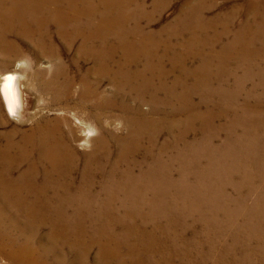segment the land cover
I'll return each mask as SVG.
<instances>
[{
	"label": "bare ground",
	"instance_id": "bare-ground-1",
	"mask_svg": "<svg viewBox=\"0 0 264 264\" xmlns=\"http://www.w3.org/2000/svg\"><path fill=\"white\" fill-rule=\"evenodd\" d=\"M135 2L0 0V58L20 55L14 36L54 60L40 88L60 111L0 133V252L11 264H264V0L235 3L232 14L261 19L234 31L221 58L232 54L235 68L217 62L216 91L193 66L218 61L204 54L205 23L192 22L199 5L183 3L154 33L141 19L129 26ZM168 2L142 15L148 27ZM54 38L72 50V72ZM20 78L0 79L17 123L29 104Z\"/></svg>",
	"mask_w": 264,
	"mask_h": 264
},
{
	"label": "rangeland",
	"instance_id": "rangeland-1",
	"mask_svg": "<svg viewBox=\"0 0 264 264\" xmlns=\"http://www.w3.org/2000/svg\"><path fill=\"white\" fill-rule=\"evenodd\" d=\"M127 1H129V2H131V1L135 2L136 1L134 5L130 3V7H129L130 11H128V13H129L128 16H129V21L131 20V23L129 24V26L131 27V26L135 25L134 23H132V20L135 19L137 21V19H138V21H139L141 19V24L140 23L139 24L142 27L144 26V28L147 29L148 31H151V32H154V33H160V31L162 29H164L165 26L167 27L168 25L173 23L176 20V18L178 17V14H179L180 10H182L184 4H186V3L193 4V7H195V5L197 6V4L200 6V7L197 6L200 11L198 10L199 13L196 14V15H198L201 18H199V19H193L192 18L193 19L192 20L191 17H190V21L192 20V22H196V20H197V22L203 21L205 23L202 31L200 33H198L201 37H204V39L208 38V40H206V41H204L203 38L200 39V41L203 40L204 44L207 45L206 47H204V54L208 53V57L207 58H209V57L210 58L211 57L212 58H216L217 57L218 61H215V62L212 61L213 63H215V65L213 67V63L211 61L208 62V65L204 64V63L201 65L202 62H200L199 60H196L197 62L195 61V64L193 66H194V68L198 67V66H199V68H201V67H203V65L205 66L204 69L205 68L206 69L203 70V72L201 74H203L205 72L203 74L204 76L208 75V74L210 75L212 80H211V83L209 85H207V86L208 87L211 86L209 88L211 91H216L218 89V86H219L218 85L219 84V80H218L219 78L217 79L215 77L216 73H215V69H214L216 67V65L218 64L217 62H220V61L224 62L226 64V65H224V68H226L229 72L230 71H234V68H235L234 65L235 64L232 61V54L230 56L231 59H229V58L228 59H222L221 58V56L223 54H225L226 52L230 53V50L231 51L233 50V46H234V44H233L234 43V34L233 33H234V31L236 32V30L238 29L237 27L241 26V24L244 22V20H246V18L250 19V22H252V23L255 22L254 24L251 23L252 27H253V29L255 31V29H257L255 24H258L259 19H261V18L253 17V16H245L244 11H243V14L241 12H235V14H232V13H234V9L233 8L235 7V9H236L237 7L241 6L242 3L245 2V0H230V1L229 0L228 1L227 0H200V2H199V0H191V1L190 0H169V2L167 3L166 7L164 8V10H162L160 12V14L154 16L155 18L153 19L152 25H150L148 27L145 24L146 19H143L142 17L143 16H147L150 13H152L153 3H154L155 0H144V1L143 0H131V1L127 0ZM235 3L238 4L239 6L236 5ZM137 6H140V8L139 7L137 8ZM213 6H214V9H213ZM134 7L137 8L136 11H135ZM141 8H144V9H141ZM201 9L204 10V11H202ZM229 12H230V14H229ZM189 13H192V12H189ZM201 15H203V16H201ZM229 15L232 16L234 20L231 19V18H228V17H230ZM223 16H225V17H223ZM220 19H221V21H220ZM252 19L255 20V21H253ZM206 21H207V23H206ZM213 23H214V25H213ZM226 24H227V26H226ZM191 26H193V25H191ZM225 28L228 29V30L230 29L231 34L229 36H226V34H225L224 37H223L224 39H222L221 41L220 40L218 41V44H220V46L217 45V42H215L216 44L214 43L215 44L214 46H212V45L209 46V44H211V43L208 44L210 38L212 40L214 38L213 36L216 37L218 35L219 36L222 35V33L225 30ZM203 31L204 32L206 31V32L204 33ZM210 33L213 34V35H211ZM194 35H196V34L192 35L191 32H186V34H184V36H185L184 39L192 38ZM207 35H209V36L207 37ZM200 36H199V38H200ZM12 38H13V40H12ZM231 39H232V41H231ZM10 40L15 42L16 46L20 49L21 53H20V55H16V54L9 55L10 57H8V58H5L6 56L3 59L0 58V79H1V77L4 74H6L8 72H12V73L20 75L21 76L20 79L24 83V91H26L27 96H28L27 99H29V104L26 105V117L22 120V122L18 121L19 123H17V121L12 119V117L7 116V114L5 113V110L3 108V105L1 103V100H0V117H1V120L3 122V124L0 125V133H7L13 127H21V129L26 130V129L30 128L31 125L33 124V119H38V118H40V116L44 120L51 119L54 116H60L59 115L60 111L57 110L56 105L51 103V98H50L51 95H49L44 90L41 91V88H40L41 83L43 84L44 80H46V78H48L51 75V73H53L55 61L50 59V58H48L46 55H44L45 59L41 57L42 59L39 60L36 56H32V54H28L27 53V51L30 49L29 46L21 44L19 41H17L14 38V36H12L10 38ZM54 41H56V44H57V46H58V48L60 50L59 57L61 59V62L63 63L64 66H66L69 69L70 72H72L73 69L69 68V65L71 64V60L73 59L72 50L68 48L70 51L66 52V51H64V49L60 45L59 40L54 38ZM194 46L192 45L191 48L194 51L195 50L198 51L199 44H198V46L197 45H194ZM256 46H257V44L253 45V47H256ZM257 47L259 48V45ZM222 50H223V52H221ZM213 51H214L215 54H213ZM209 52H210V54H209ZM6 59H8V60H6ZM219 64L218 65H219V68H220L222 66V64H221V62ZM227 66H228V68H227ZM230 75H231V73H230ZM234 77H235L234 74L231 75L230 77L228 76V78H230V80H233ZM43 78H45V79L43 80ZM170 79L171 78H169V80ZM205 85H206V83H205ZM73 89L75 90L76 88H73ZM142 108L143 109H148V106L145 105L144 107L142 106ZM27 112H29V113H27ZM115 114H116L115 112H110L107 115V121L109 120V123L111 124V126H114L115 128H117V127L120 128L118 123L115 122V119H114L115 118ZM66 115L69 117L70 113H67ZM76 116L81 118V116H78V115H76ZM72 120L74 121V122L72 121V124L73 125L75 124V126H77L76 127V133L79 132V133H77V136H80L81 138H83V134L81 133V128L76 124V120L75 119L72 118ZM78 134H80V135H78ZM164 137L165 136L161 137V140L159 141V144L162 143V140H164ZM194 141L196 142V140H194ZM79 148H81V147L76 145V149H78V152L81 151ZM112 150H114V147L112 148ZM170 160L171 161L175 160V158L173 157ZM216 175H218V174H216ZM203 176H205L204 178H207L210 175L204 174ZM167 186L169 187V185H167ZM183 186L184 185H181L177 189H186V186H184V187ZM200 186H202V185L197 186L196 184H193V185L187 186V187L195 189V188L200 187ZM170 187H169L170 190L174 189L173 185H171ZM157 192H159V190H157ZM149 219L150 220L153 219L151 221L157 220V218H155V217H150ZM163 220L165 221L164 218H163ZM2 263L11 264L9 259L7 258V256L0 252V264H2Z\"/></svg>",
	"mask_w": 264,
	"mask_h": 264
}]
</instances>
